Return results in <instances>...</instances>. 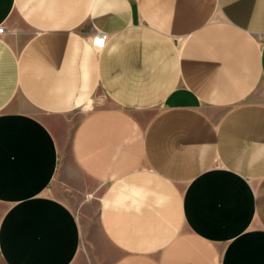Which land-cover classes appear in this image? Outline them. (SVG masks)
<instances>
[{
  "label": "crops",
  "instance_id": "obj_1",
  "mask_svg": "<svg viewBox=\"0 0 264 264\" xmlns=\"http://www.w3.org/2000/svg\"><path fill=\"white\" fill-rule=\"evenodd\" d=\"M1 25L0 264H264V0H0Z\"/></svg>",
  "mask_w": 264,
  "mask_h": 264
},
{
  "label": "built area",
  "instance_id": "obj_2",
  "mask_svg": "<svg viewBox=\"0 0 264 264\" xmlns=\"http://www.w3.org/2000/svg\"><path fill=\"white\" fill-rule=\"evenodd\" d=\"M4 30V27L1 25L0 26V34L3 32ZM104 40H105V36H95V38L93 39L92 41V45L93 46H97V47H103V43H104ZM99 41V43H98Z\"/></svg>",
  "mask_w": 264,
  "mask_h": 264
},
{
  "label": "rangeland",
  "instance_id": "obj_3",
  "mask_svg": "<svg viewBox=\"0 0 264 264\" xmlns=\"http://www.w3.org/2000/svg\"><path fill=\"white\" fill-rule=\"evenodd\" d=\"M63 188H61V186H59V184L57 183V186L55 187V191L57 192V194H63ZM80 202H75L74 205L77 206V210L79 211L80 208Z\"/></svg>",
  "mask_w": 264,
  "mask_h": 264
},
{
  "label": "snow or ice",
  "instance_id": "obj_4",
  "mask_svg": "<svg viewBox=\"0 0 264 264\" xmlns=\"http://www.w3.org/2000/svg\"><path fill=\"white\" fill-rule=\"evenodd\" d=\"M98 43H99V41H98Z\"/></svg>",
  "mask_w": 264,
  "mask_h": 264
}]
</instances>
